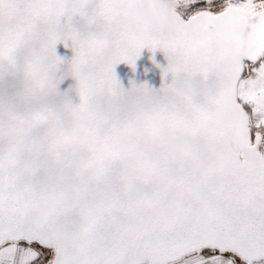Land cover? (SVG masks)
<instances>
[{
    "label": "snow or ice",
    "instance_id": "6c2138e0",
    "mask_svg": "<svg viewBox=\"0 0 264 264\" xmlns=\"http://www.w3.org/2000/svg\"><path fill=\"white\" fill-rule=\"evenodd\" d=\"M130 6L0 0V264H264V0ZM143 49L161 87L124 89Z\"/></svg>",
    "mask_w": 264,
    "mask_h": 264
},
{
    "label": "water",
    "instance_id": "95a60500",
    "mask_svg": "<svg viewBox=\"0 0 264 264\" xmlns=\"http://www.w3.org/2000/svg\"><path fill=\"white\" fill-rule=\"evenodd\" d=\"M56 51L57 55L63 57L65 60H69L72 56L71 49H65L63 44H58ZM166 65L167 60L163 52L158 50L152 53L148 49H143L135 62V70L126 63H121L115 67V73L124 89L131 87L130 82L136 85L147 84L153 89H159L162 84L161 68ZM73 84L74 81L68 78L61 85V89H67ZM71 98L73 102H78L74 94H71Z\"/></svg>",
    "mask_w": 264,
    "mask_h": 264
},
{
    "label": "clouds",
    "instance_id": "9594fccd",
    "mask_svg": "<svg viewBox=\"0 0 264 264\" xmlns=\"http://www.w3.org/2000/svg\"><path fill=\"white\" fill-rule=\"evenodd\" d=\"M174 3L175 0H131V6L128 10L129 22L155 31L163 23L171 19L174 11ZM76 115L79 116L80 113L77 112ZM132 131L137 135L139 140L144 141L147 139L140 126H135ZM154 138L168 152L176 157L180 156V148L172 144L166 137L156 136Z\"/></svg>",
    "mask_w": 264,
    "mask_h": 264
}]
</instances>
